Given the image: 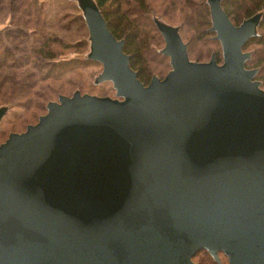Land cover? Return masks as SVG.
Wrapping results in <instances>:
<instances>
[{
  "label": "water",
  "instance_id": "water-1",
  "mask_svg": "<svg viewBox=\"0 0 264 264\" xmlns=\"http://www.w3.org/2000/svg\"><path fill=\"white\" fill-rule=\"evenodd\" d=\"M95 82L0 142V264H264V88L245 61L260 13L208 0L222 61L192 60L156 21L171 68L145 84L94 0H77ZM7 107L0 106V120Z\"/></svg>",
  "mask_w": 264,
  "mask_h": 264
},
{
  "label": "trees",
  "instance_id": "trees-1",
  "mask_svg": "<svg viewBox=\"0 0 264 264\" xmlns=\"http://www.w3.org/2000/svg\"><path fill=\"white\" fill-rule=\"evenodd\" d=\"M64 1L0 0V25L4 24L0 27V106L7 107L0 120V129L15 106L30 108L31 117L37 116L32 121L24 120L23 117L22 131L46 112L49 101L56 100L59 95L83 91L84 84L79 81L81 73L75 69L89 61L99 65L100 69L91 77L87 88L101 83L95 82V77L101 71L102 64L88 55L90 39L82 9L77 0H67L69 5L61 4ZM94 1L110 31L116 38L123 40L122 47L129 55V64L145 84L153 75L164 76L171 68L169 56L162 53L165 42L157 20L177 27L186 43L190 59L208 60L214 54L218 61H222L221 42L210 28L212 18L208 0ZM220 2L234 24L260 13L255 33L247 38L243 50L250 52L245 64L256 68L254 78H260V85L264 88L263 77L259 76L264 58L257 57L255 46L251 47L255 43L259 46H256L257 49L264 50V0ZM68 10L72 11L68 14ZM66 17L72 22V26L73 22L77 25L76 32L82 35L81 39L72 41L57 33L56 30H61L58 19ZM69 50H83L85 53L83 57L60 58ZM151 51L152 56L162 64L161 67L150 64V60H155L149 58ZM71 66L75 67L72 69ZM49 79L58 82H46ZM112 87L113 95L116 96L113 84ZM37 111L40 113H36ZM12 131L15 130H9L7 136ZM4 138H0V142ZM218 253L226 257L222 251ZM213 258L204 248L197 250L192 257L198 264H218Z\"/></svg>",
  "mask_w": 264,
  "mask_h": 264
},
{
  "label": "rangeland",
  "instance_id": "rangeland-1",
  "mask_svg": "<svg viewBox=\"0 0 264 264\" xmlns=\"http://www.w3.org/2000/svg\"><path fill=\"white\" fill-rule=\"evenodd\" d=\"M38 1H40V0H38ZM68 1L65 0L61 4L69 5ZM72 1H76V0H72ZM71 11L72 10H68L67 13L69 14ZM58 22H59V25L61 24V27H60L61 30H56L59 35L67 36L72 41L81 39L82 35L81 34H77L76 28H75V27H77V25L74 22H73V26H72V22L69 21V19L67 17L63 18V19H60V20L58 19ZM2 25H4V24H1L0 27ZM65 40H67V39H65ZM254 46H255V51L257 52V57L263 56V58H264V50H262L261 48L257 49V47H259V46L256 45L255 43L253 45H251L252 48H254ZM84 53L85 52L83 50H77V51L69 50L65 54L61 55L60 58H66L67 59V58H71V57H83ZM152 53L153 52L151 51V54H149V58H154L155 59V57L152 56ZM155 60H150V64L158 66V67L159 66L161 67L162 64H160L157 60L156 61ZM245 66H246V64H245ZM67 67H69V64L67 65ZM74 67L75 66H71L72 69ZM246 67L250 68L252 66H248L247 65ZM99 69H100L99 65H97V64H95L93 62H90V61L87 64L75 69V71H80L81 76H80L79 81L84 84V90L83 91L80 90V92H89V93L97 94V95L115 96V95H113L112 82L111 81L109 82V80L102 81L99 84H94V85L92 84V88H87V86L90 85L89 83H90L91 77H93V75L96 72H98ZM157 76L158 77H162L163 75L162 76L157 75ZM259 76L263 77L262 80H264V65H263V68L260 71V75ZM253 78H254V76H253ZM255 79H258L260 81V78H258V77H256ZM53 81H57L58 82V80H55V79L46 80V82H50V83L53 82ZM36 113H40V112L37 111ZM31 115H32V112H31L30 108H26L25 109L23 107L15 106L12 110H10V114L8 116L7 121L2 125V128L0 129V135H1L0 138H4L5 136H7L9 130H15L17 132H20V129L23 128L24 120L32 121V120H34L37 117V116L31 117ZM23 117L25 118L24 120H23ZM17 122H19V123H17ZM33 123H35V122H33ZM10 128H12V129H10ZM23 130L24 129H22V131ZM3 140H5V138L2 139V141ZM218 257H219V260H216V259L213 258L218 264L219 263H224V262L227 263V258L224 257L221 253H218ZM203 264H208V263L205 262Z\"/></svg>",
  "mask_w": 264,
  "mask_h": 264
}]
</instances>
